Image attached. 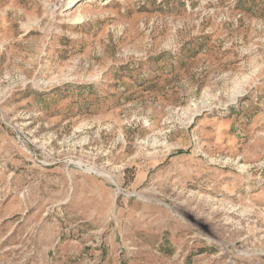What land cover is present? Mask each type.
<instances>
[{
	"label": "rangeland",
	"instance_id": "obj_1",
	"mask_svg": "<svg viewBox=\"0 0 264 264\" xmlns=\"http://www.w3.org/2000/svg\"><path fill=\"white\" fill-rule=\"evenodd\" d=\"M0 264H264V0H0Z\"/></svg>",
	"mask_w": 264,
	"mask_h": 264
},
{
	"label": "bare ground",
	"instance_id": "obj_2",
	"mask_svg": "<svg viewBox=\"0 0 264 264\" xmlns=\"http://www.w3.org/2000/svg\"><path fill=\"white\" fill-rule=\"evenodd\" d=\"M70 1H71V5H72L73 2H77V1H80V0H70Z\"/></svg>",
	"mask_w": 264,
	"mask_h": 264
}]
</instances>
